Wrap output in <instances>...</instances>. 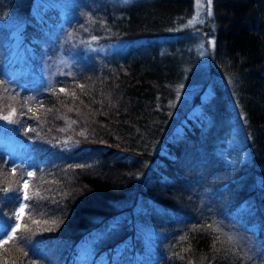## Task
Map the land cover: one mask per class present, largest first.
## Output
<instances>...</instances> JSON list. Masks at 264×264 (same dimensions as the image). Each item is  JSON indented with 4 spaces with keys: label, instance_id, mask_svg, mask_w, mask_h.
I'll list each match as a JSON object with an SVG mask.
<instances>
[{
    "label": "trees",
    "instance_id": "16d2710c",
    "mask_svg": "<svg viewBox=\"0 0 264 264\" xmlns=\"http://www.w3.org/2000/svg\"><path fill=\"white\" fill-rule=\"evenodd\" d=\"M194 1L79 0L57 31L58 7L40 19L35 0H0L34 63L53 28L79 45L145 40L112 55L77 46L74 71L32 88L1 69L0 34V114L15 109L6 133L30 154L0 145V234L24 180L32 197L0 264H264L230 222L247 202L264 228V0H211L199 45L184 38Z\"/></svg>",
    "mask_w": 264,
    "mask_h": 264
},
{
    "label": "rangeland",
    "instance_id": "374dc122",
    "mask_svg": "<svg viewBox=\"0 0 264 264\" xmlns=\"http://www.w3.org/2000/svg\"><path fill=\"white\" fill-rule=\"evenodd\" d=\"M78 1L79 0H35L33 6H38L41 8V11L38 12L40 19L47 18L48 13L54 12V9L58 7L57 16L60 17V25L57 29L58 31L64 28L63 24L67 21L66 15L68 10L79 7ZM209 12L211 13L208 0L194 1L192 13L186 22L188 25H195L198 27L189 30L188 35L184 36V38L196 39L193 42L199 45L201 44L200 41L204 39L203 33L205 32L207 33L205 35L206 40L211 39L209 36L210 31L207 29L202 30L203 25H205V27L209 26L207 22L204 23L203 21L210 17ZM2 25L3 31L0 30L1 41L3 42L1 69L5 73H8L9 78L15 79V81L12 83L16 85L31 81L35 82V84L39 86L40 83H49L50 80L60 72L71 73L74 71V68L77 65L76 56L73 54V52H77V48L80 52L83 51L82 56L92 54L112 55L113 53H120L125 47H127V45L134 46V44L145 41L144 39L134 38L131 40H113L102 43L88 41L80 43L79 45V43L71 37L62 38V35H58L53 28L52 32L47 38L49 39L47 43H49L51 47L48 49L44 47L43 54L38 58L37 62L34 63L30 59L32 56V54H30L32 52L31 47L28 44L27 46L23 44L22 36L17 29L18 27L16 21H12L7 16L2 18L0 17V27ZM172 38L175 39L174 36L170 39ZM155 39L158 40L157 42L159 44H165L167 43L166 40L168 37L158 36L156 38H150V41H154ZM60 46L67 48V50L62 51L59 49ZM31 82L28 83L29 86L33 88V83ZM10 112L12 111L10 110ZM4 116V113L0 114V145H3V147L7 149V155L14 154L13 159L15 161H23V163H27L30 159L29 147L28 145H21V143H17L18 139L16 137H14L11 133H9V135L6 133L12 124V120H5L2 118ZM19 203H16L14 206V213ZM238 211H240L239 214L235 216L233 220H230L231 224L234 225V232L232 234L233 237L235 238L238 245H241L249 255L258 257L261 261H264V228L259 232L260 223L258 220L253 218V213H251L252 208L249 203L246 202L241 204V206L238 208ZM244 222H249L247 224V231L244 229L246 226L242 224ZM250 227L251 230H249ZM141 239L143 242L151 243L150 240L145 236H143ZM85 250V252L81 251V253H83L82 258L84 263L86 259L89 260L90 252L92 251V245L89 244L88 246L87 244L85 246Z\"/></svg>",
    "mask_w": 264,
    "mask_h": 264
},
{
    "label": "snow or ice",
    "instance_id": "6c2138e0",
    "mask_svg": "<svg viewBox=\"0 0 264 264\" xmlns=\"http://www.w3.org/2000/svg\"><path fill=\"white\" fill-rule=\"evenodd\" d=\"M209 5L211 4V0H208ZM209 15H211V13L209 12ZM82 87V85L80 86ZM60 92H66V89L64 88H60L59 89ZM74 95V93H73ZM29 111H32L31 108L28 109ZM15 115V109L12 110V112L8 115V116H4L2 117L5 120H11V117ZM15 174V169H13V175ZM34 175V173L32 172H28L27 176L28 177H32ZM28 188H29V182L28 180H24L22 183V190H23V195H17L15 197L16 200L20 201L15 213H14V218L16 220V224L15 227L11 228L10 233L9 231L5 228L3 231V234H0V248H3L7 245H9L13 240L17 239V232L21 230L22 228V224L21 221L23 220L25 214H26V209L29 208V205L27 203H25L26 201H29L30 199H32V197L29 196L28 194ZM3 191L5 193H8L9 191H11V189L9 188H5L3 189ZM37 196H39V193H36ZM41 199H43V197H41ZM33 223L35 224H39V221L33 220ZM45 223H47V221H45ZM24 228H27L26 225L23 226ZM209 227H211V225H209ZM6 237V238H5ZM229 240H231V237H229ZM25 257H27V253H24ZM2 264H9V261L7 259H5ZM12 264H17L16 260L12 261ZM19 264H23V261H20ZM32 264H35V261L32 262Z\"/></svg>",
    "mask_w": 264,
    "mask_h": 264
}]
</instances>
